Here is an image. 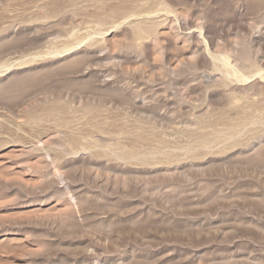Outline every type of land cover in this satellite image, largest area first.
<instances>
[{
	"label": "rangeland",
	"instance_id": "obj_1",
	"mask_svg": "<svg viewBox=\"0 0 264 264\" xmlns=\"http://www.w3.org/2000/svg\"><path fill=\"white\" fill-rule=\"evenodd\" d=\"M211 54L264 73V0H0V264H264V80Z\"/></svg>",
	"mask_w": 264,
	"mask_h": 264
},
{
	"label": "bare ground",
	"instance_id": "obj_2",
	"mask_svg": "<svg viewBox=\"0 0 264 264\" xmlns=\"http://www.w3.org/2000/svg\"><path fill=\"white\" fill-rule=\"evenodd\" d=\"M130 19H132V20H130ZM151 20H152V16H151L150 13H133L130 16H128V20H125L126 22H124V23L130 24L133 21L137 22L138 24H137V27H136V31L139 34H145V33L149 32V28L145 27L144 24L146 22L150 23ZM153 27H155V26H153ZM104 35H105L104 29L99 28L98 32H96L94 34L95 37L94 36H90L89 38H86V39L83 38L84 40L83 41L81 40V42H78V43H75V44H70V45H65L62 48H58V47L54 48L53 50H50L49 53H47L46 55H43V56H40V57L41 58H49V57H60V56L67 55V54L71 53L72 51H75V49H78L82 44L91 45V43H93V42H101L102 39H100V38L96 39V37H101L102 38V37H104ZM210 56L213 59V61H215V60L217 61L218 60L217 62L215 61V63L219 64L220 62H222V63L225 64L226 67H224V66L223 67L227 71L224 72L225 75H223V83L226 86L227 85H240V86L242 85L243 89L246 90L248 87H252V86L256 85L255 84L256 82H252L253 78L254 79L259 78V79H263L264 80V73L263 72H260V71L257 72V73L252 72V70H251L252 68L251 69L248 68L250 70H247V71H245L244 69L242 70L240 67H238L236 65H233L231 63V61H230V58L227 55H212L211 54ZM36 59H37V61L40 60L39 57H36ZM26 62H28V61H26ZM26 62L22 61V62H19L17 64H14V65L13 64H4V65H2L0 67V75H2L3 73L11 72V71H13V69H15V68L17 69V67L18 68L23 67ZM222 63H220V64L222 65ZM241 92H243V91L241 90ZM261 108H262V106H261ZM257 123H254L253 126L260 125V124H257ZM239 135L240 134H238V136ZM58 148L61 149V147H58Z\"/></svg>",
	"mask_w": 264,
	"mask_h": 264
}]
</instances>
